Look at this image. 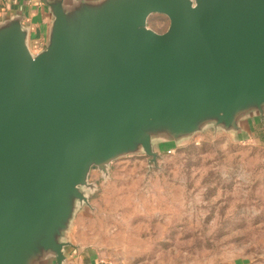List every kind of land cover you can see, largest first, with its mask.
I'll use <instances>...</instances> for the list:
<instances>
[{
  "label": "water",
  "instance_id": "obj_1",
  "mask_svg": "<svg viewBox=\"0 0 264 264\" xmlns=\"http://www.w3.org/2000/svg\"><path fill=\"white\" fill-rule=\"evenodd\" d=\"M0 24V264H65L93 168L264 116V0H51ZM165 15L168 29L148 27Z\"/></svg>",
  "mask_w": 264,
  "mask_h": 264
},
{
  "label": "rangeland",
  "instance_id": "obj_2",
  "mask_svg": "<svg viewBox=\"0 0 264 264\" xmlns=\"http://www.w3.org/2000/svg\"><path fill=\"white\" fill-rule=\"evenodd\" d=\"M154 151L93 168L68 233L115 264H264V141L208 125Z\"/></svg>",
  "mask_w": 264,
  "mask_h": 264
},
{
  "label": "crops",
  "instance_id": "obj_3",
  "mask_svg": "<svg viewBox=\"0 0 264 264\" xmlns=\"http://www.w3.org/2000/svg\"><path fill=\"white\" fill-rule=\"evenodd\" d=\"M49 1L51 0H0V24L16 16L23 17L22 23L29 31V45L34 54L45 49L49 40L53 22L47 6ZM237 135L264 141V116L248 119ZM67 242L70 245L65 248V264H115L104 258L97 247L76 241L70 233L67 235ZM50 264L57 263L52 258Z\"/></svg>",
  "mask_w": 264,
  "mask_h": 264
}]
</instances>
